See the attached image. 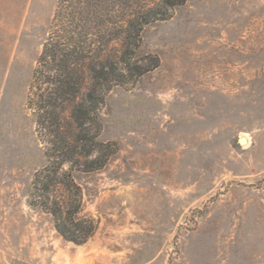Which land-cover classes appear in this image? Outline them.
<instances>
[{
	"label": "rangeland",
	"instance_id": "obj_1",
	"mask_svg": "<svg viewBox=\"0 0 264 264\" xmlns=\"http://www.w3.org/2000/svg\"><path fill=\"white\" fill-rule=\"evenodd\" d=\"M58 1L0 0V264H264V0H189L146 30L159 67L107 93L92 133L111 156L77 178L83 245L30 205L48 160L29 87Z\"/></svg>",
	"mask_w": 264,
	"mask_h": 264
},
{
	"label": "trees",
	"instance_id": "obj_2",
	"mask_svg": "<svg viewBox=\"0 0 264 264\" xmlns=\"http://www.w3.org/2000/svg\"><path fill=\"white\" fill-rule=\"evenodd\" d=\"M188 1H58L27 105L47 144L48 160L36 174L30 205L52 217L64 240L83 245L96 231L94 219L82 213L77 178L102 168L111 156L110 146L92 133L99 106L110 90L127 87L159 67L158 57L143 50L144 34L170 20ZM67 163L71 166L64 171Z\"/></svg>",
	"mask_w": 264,
	"mask_h": 264
},
{
	"label": "bare ground",
	"instance_id": "obj_3",
	"mask_svg": "<svg viewBox=\"0 0 264 264\" xmlns=\"http://www.w3.org/2000/svg\"><path fill=\"white\" fill-rule=\"evenodd\" d=\"M245 142H246L245 139H242L241 143L244 144Z\"/></svg>",
	"mask_w": 264,
	"mask_h": 264
}]
</instances>
